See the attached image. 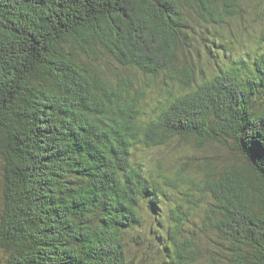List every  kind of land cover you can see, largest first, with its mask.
<instances>
[{"label":"trees","instance_id":"trees-1","mask_svg":"<svg viewBox=\"0 0 264 264\" xmlns=\"http://www.w3.org/2000/svg\"><path fill=\"white\" fill-rule=\"evenodd\" d=\"M243 2L0 0V264H264V49L201 60Z\"/></svg>","mask_w":264,"mask_h":264},{"label":"rangeland","instance_id":"rangeland-1","mask_svg":"<svg viewBox=\"0 0 264 264\" xmlns=\"http://www.w3.org/2000/svg\"><path fill=\"white\" fill-rule=\"evenodd\" d=\"M262 8L264 9V0H244V17L242 20L236 23V25H232L231 27L238 38H231L233 39L231 41L229 40V33H226L225 40L228 41V45H223V47L217 45V49L212 50L211 53L207 52L206 54L204 53L205 51L202 50L201 60L204 63L205 69L214 70L220 65H227L230 59L224 54V50L226 48V50L236 54L247 52L250 55H254L262 52L264 48L259 45V41L264 32V12ZM212 52L215 53L216 57H212ZM140 152L141 151H137V153ZM146 156H151L152 160L150 164L152 165H154L153 161L160 156V158H167L173 167L183 163V160L187 158L193 159L192 164L195 162H202L205 156H210L217 159L218 165L222 164V162L235 161L231 151L225 146L219 145L216 148L209 149L207 153H202L198 152L194 148V142L190 143L184 141L175 142L172 144V146L167 148L154 149L152 153L147 154ZM241 162L244 163L243 159H241ZM191 171H194V168H192ZM1 174L2 173L0 170V175ZM169 194V198L164 201V208H166V212H164V210L160 212V214H162V217L160 216V218L163 222H166L167 220L166 215L168 207L174 205L177 201L181 202V195L179 194V191L173 189L169 192ZM208 201L211 202L210 199H208ZM128 257H130V260L132 258H136L134 255H128Z\"/></svg>","mask_w":264,"mask_h":264},{"label":"bare ground","instance_id":"bare-ground-1","mask_svg":"<svg viewBox=\"0 0 264 264\" xmlns=\"http://www.w3.org/2000/svg\"><path fill=\"white\" fill-rule=\"evenodd\" d=\"M66 84H68V83H66ZM97 180V179H96ZM138 218V217H137Z\"/></svg>","mask_w":264,"mask_h":264}]
</instances>
